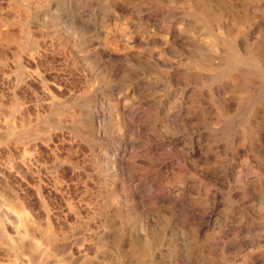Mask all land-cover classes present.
<instances>
[{
    "label": "rangeland",
    "instance_id": "1",
    "mask_svg": "<svg viewBox=\"0 0 264 264\" xmlns=\"http://www.w3.org/2000/svg\"><path fill=\"white\" fill-rule=\"evenodd\" d=\"M0 65V264H264V0H0Z\"/></svg>",
    "mask_w": 264,
    "mask_h": 264
},
{
    "label": "bare ground",
    "instance_id": "2",
    "mask_svg": "<svg viewBox=\"0 0 264 264\" xmlns=\"http://www.w3.org/2000/svg\"><path fill=\"white\" fill-rule=\"evenodd\" d=\"M256 27H257V26H256ZM255 30H256V29H255ZM252 32H253V31H252ZM65 42H66V41H65ZM2 43H3V42H2ZM6 45H7V44H6ZM6 45H5V46H6ZM3 53H4V52H3ZM4 56H5V54H4ZM0 66H1V65H0ZM6 68H7V66H6ZM2 74H4V73H2ZM19 74H20V73H19ZM19 74H18V75H19ZM0 76H1V75H0ZM42 76H43V75H42ZM234 76H235V75H234ZM4 77H5V76H4ZM33 77H34V76H33ZM1 78H2V77H1ZM239 78H240V77H239ZM234 79H235V78H234ZM17 80H18V79H17ZM23 80H25V77H24ZM27 80H28V79H27ZM31 80H32V79H31ZM42 80H43V78H42ZM42 80H41V81H42ZM239 80H240V79H239ZM241 80H242V79H241ZM15 81H16V80H15ZM20 81H21V80H20ZM35 81H37V80H35ZM35 81H33V82H35ZM233 81H234V80H233ZM235 81H236V80H235ZM10 82H11V81H10ZM13 82H14V80H13ZM13 82H12V84H13ZM22 82H23V81H22ZM33 82H32V83H33ZM39 82H40V81H39ZM47 82H48V81H47ZM240 82H241V81H240ZM8 83H9V82H8ZM20 83H21V82H20ZM27 83H28V82H27ZM42 83H43V82H42ZM0 84H1V83H0ZM6 84H7V82H6ZM36 84H37V83H36ZM45 84H46V83H45ZM233 84H234V82H233ZM239 84H240V83H239ZM18 85H19V84H18ZM30 85H31V84H30ZM37 85H38V84H37ZM1 86H2V85H1ZM1 86H0V89H2ZM13 86H15V85L13 84ZM22 86H24V85H22ZM22 86H21V87H22ZM239 86H240V85H239ZM4 87H7V86H4ZM9 87H10V86H9ZM24 87H25V86H24ZM27 87H28V86H27ZM29 87H30V86H29ZM235 87H236V86H235ZM241 87H242V86H241ZM244 87H245V86H244ZM11 88H12V87H11ZM47 88H48V87H47ZM3 89H4V88H3ZM241 89H242V88H241ZM5 90H6V89H5ZM23 90H24V89H23ZM23 90H22V91H23ZM29 90H30V89H29ZM37 90H38V89H37ZM40 90H41V88H40ZM31 91H32V90H31ZM4 92H5V91H4ZM6 92H7V91H6ZM11 92H12V91H11ZM17 92H18V91H17ZM2 93H3V92H2ZM19 93H20V92H19ZM37 93H38V92H37ZM37 93H35V94L37 95ZM40 93H41V92H40ZM4 94H5V93H4ZM7 94H8V93H7ZM7 94H6V95H7ZM21 94H22V93H21ZM29 94H31V93H29ZM45 94H46V93H45ZM6 95H5V96H6ZM50 95H51V94H50ZM23 96H24V95H23ZM34 96H35V95H34ZM42 96H43V95H42ZM7 97H8V96H7ZM10 97H11V96H10ZM16 97H17V96H16ZM28 97H29V96H28ZM37 97L39 98V96H37ZM3 98H4V97H3ZM13 98H14V97H13ZM18 98H19V97H18ZM30 98H31V97H30ZM40 98H41V97H40ZM1 99H2V97H1ZM4 99H5V98H4ZM8 99H9V98H8ZM10 99H11V98H10ZM32 99H33V98H32ZM2 100H3V99H2ZM24 100H25V99H24ZM24 100H23V101H24ZM42 100H43V99H42ZM49 100H50V99H49ZM7 101H8V100H7ZM30 101H31V99H30ZM34 101H35V99H34ZM36 101H38V99H36ZM1 102H2V101H1ZM14 102H15V100L13 101V103H14ZM27 102L29 103V100H28ZM27 102H26V103H27ZM3 103H4V102H3ZM31 103H32V102H31ZM34 103H36V102H34ZM40 103L42 104V101H40ZM40 103H39V105H40ZM7 104H8V103L3 104V105H7ZM24 104H25V103H24ZM28 105H29V104H28ZM47 105H48V104H47ZM14 106H15V105H14ZM14 106H13V107H14ZM22 106H23V105H22ZM32 106H33V105H32ZM45 106H46V105H45ZM2 107H3V106H2ZM38 107H39V106H38ZM40 107H41V105H40ZM46 107H48V106H46ZM49 107H50V106H49ZM53 107H54V106H53ZM8 108H9V107H7V111H6V112H8ZM14 108H15V107H14ZM20 108H21V107H20ZM31 108H32V107H31ZM41 108H42V107H41ZM9 109H10V108H9ZM24 109H25V108H24ZM26 109H27V108H26ZM26 109H25V110H26ZM1 110H2V109H1ZM1 110H0V111H1ZM10 110H11V109H10ZM10 110H9V112H10ZM31 110H32V109H31ZM34 110H35V109H34ZM34 110H33V111H34ZM38 110H39V109H38ZM41 110H42V109H41ZM11 111H12V110H11ZM17 111H18V110H17ZM42 111H43V110H42ZM3 112H4V111H3ZM6 112H4V113H6ZM21 112H22V111H21ZM24 112H26V111H24ZM18 113H19V112H18ZM31 113H32V112H31ZM6 114H7V113H6ZM10 114H11V113H10ZM23 114H24V113H23ZM17 115H18V114H17ZM23 116H25V114H24ZM29 116H30V115H29ZM39 116H40V115H39ZM3 117H4V116H3ZM35 117H37V116H35ZM1 118H2V117H1ZM1 118H0V135H1L0 138H2V136H4V134L6 133V132H5V129H7V123H8L7 121H6V122L3 121ZM4 118H5V117H4ZM7 118H8V116H7ZM17 118H18V117H17ZM24 118H26V116H25ZM58 118H59V117H58ZM19 119H21V118H19ZM19 119H18V120H19ZM22 119H23V117H22ZM53 119H55V118H53ZM7 120H8V119H7ZM29 120H30V118H29ZM32 120H33V119H32ZM36 120H37V118H36ZM36 120H35V121H36ZM51 120H52V119H51ZM57 120H58V119H57ZM60 120H61V118H60ZM87 120H88V119H87ZM9 121H10V120H9ZM11 121H12V120H11ZM16 121H17V120H16ZM19 121H21V120H19ZM72 121H73V120H72ZM72 121H71V123H72ZM12 122H13V121H12ZM25 122H26V121H25ZM89 122H90V121H89ZM89 122H88V121H86V122H85V121H80V120L78 119V121L76 122V124H75L73 127L76 129V131L78 130L79 132H87V133H88V132L91 131V129L93 128V127L91 128V124H89ZM26 123H27V122H26ZM28 123H29V122H28ZM53 123H55V122H53ZM63 123H64V122H63ZM65 123H66V122H65ZM65 123H64V125H65ZM18 124H19V123H17V126H18ZM58 124H59V123H58ZM8 125H9V124H8ZM24 125H25V124H24ZM28 125H29V124H28ZM60 125H63V124L61 123ZM92 125H93V124H92ZM12 126H13V124H12ZM19 126H22V125H19ZM31 126H32V125H31ZM34 127H35V126H34ZM40 127H41V126H40ZM13 128H14V126H13ZM19 128H20V127H19ZM54 128H55V126H54ZM64 128H65V127H64ZM66 128H67V127H66ZM14 129H15V128H14ZM16 129L18 130V128H16ZM21 129H22V128H21ZM44 129H45V128H44ZM55 129H56V128H55ZM68 129H69V128H68ZM75 129H74V130H75ZM97 129H98V128H97ZM99 129H100V128H99ZM27 130H28V129H27ZM30 130H31V129H30ZM47 130H48V129H47ZM71 130H73V129H71ZM11 131H12V130H11ZM18 131H19V130H18ZM41 131H42V130H41ZM43 131H44V130H43ZM43 131H42V132H43ZM48 131H49V130H48ZM19 132H20V131H19ZM19 132H18V134H19ZM39 132H40V131H39ZM45 132H47V131H45ZM45 132H44V133H45ZM55 132H56V131H55ZM61 132H62V131H61ZM11 133H13V132H11ZM24 133H25V132H24ZM37 133H38V132H37ZM75 133H76V132H75ZM87 133H86V134H87ZM6 134H7V133H6ZM77 134H78V133H77ZM82 134H83V133H82ZM15 135H16V134H15ZM28 135H30V134L28 133ZM41 135H42V134H41ZM41 135H40V136H41ZM56 135H57V134H56ZM56 135H55V137H56ZM58 135H59V134H58ZM78 135H79V134H78ZM23 136H24V135H23ZM23 136H21V137H23ZM52 136H53V135H52ZM6 137H7V136H6ZM24 138H25V137H24ZM56 138H57V137H56ZM12 139H13V138H12ZM12 139H11V140H12ZM15 139H16V138H15ZM34 139H35V138H34ZM38 139H39V138H38ZM45 139H46V138H45ZM53 139H54V137H53ZM62 139H63V137H62ZM62 139H61V140H62ZM4 140H5V138H4ZM7 140H8V139H7ZM24 140H25V139H24ZM41 140H42V139H41ZM21 141H22V140H21ZM33 141H34V140H33ZM48 141H50V140L48 139ZM66 141H68V140H66ZM6 142H7V141H6ZM17 142H18V140H17ZM28 142H29V141H28ZM30 142H31V141H30ZM53 142H55V141H53ZM57 142H58V141H57ZM38 143H39V142H38ZM19 144H20V143H19ZM22 144H23V143H22ZM24 144H25V142H24ZM35 144H36V143H35ZM59 144H60V143H59ZM40 145H41V144H40ZM202 145H203V144H202ZM199 146H200V145H199ZM17 147H18V146H17ZM29 147H30V146H29ZM34 147L36 148V145H34ZM38 147H39V146H38ZM49 147H50V146H49ZM58 147H59V146H58ZM203 147H204V146H203ZM19 148H20V147H19ZM52 148H53V147H52ZM21 149H22V148H21ZM28 149H29V148H28ZM36 149H37V148H36ZM39 149H40V148H39ZM14 150H15V149H14ZM16 150H17V149H16ZM16 150H15V151H16ZM34 150H35V149H34ZM31 151H32V149H31ZM198 151H199V150H198ZM9 152H10V151H9ZM13 152H14V151H13ZM17 152H18V151H17ZM27 152H28V151H27ZM33 152H34V151H33ZM55 152H56V151H55ZM1 153H3V151H2ZM107 153H108V152H107ZM11 154H12V153H11ZM11 154H10V156H11ZM36 154H37V153H36ZM51 154H52V152H51ZM109 154H110V153H109ZM109 154H108V155H109ZM117 154H118V153H117ZM198 154H199V153H198ZM1 155H2V154H1ZM14 155H15V154H14ZM16 155H17V154H16ZM20 155H22V154H20ZM128 155H129V153H128ZM195 155H196V154H195ZM117 156H118V155H117ZM132 156H133V155H132ZM198 156H199V155H198ZM198 156H197V157H198ZM201 156H202V155H201ZM11 157H12V156H11ZM15 157H16V156H15ZM18 157H19V156H18ZM199 157H200V156H199ZM12 158H13V157H12ZM40 158H41V157H40ZM98 158H99V157H98ZM115 158H116V157H115ZM2 159H3V158H2ZM2 159H1V160H2ZM21 159H22V158H21ZM49 159H50V158H49ZM123 159H124V158H123ZM11 160H12V159H11ZM26 160H28V159H26V158L24 159V158H23V159H22V163H23V164L26 163L25 165H28L27 162H29V161H26ZM37 160H38V159H37ZM34 161H35V160H34ZM40 161H41V159H40ZM40 161H39V162H40ZM20 162H21V161H20ZM101 162H102V161H101ZM13 163H14V162H13ZM29 163H30V162H29ZM32 163H33V162H32ZM99 163H100V162H99ZM131 163H132V162H131ZM37 164H38V162H37ZM97 164H98V163H97ZM102 164H104V163H102ZM106 164H107V163H106ZM9 165H10V164H9ZM19 165H20V164L14 163V165H13V170H14L15 172H18V170H19ZM98 165H99V164H98ZM31 166H32V165H31ZM35 166H36V163H35ZM89 166H90V165H89ZM100 166H101V165H100ZM113 166H115V165H113ZM125 166H126V165H125ZM9 167H10V166H9ZM29 167H30V166H29ZM37 167H38V166H37ZM40 167H41V166H40ZM107 167H108V166H107ZM111 167H112V166H111ZM119 167H120V166H119ZM6 168H7V166H6ZM21 168H22V167H21ZM45 168H46V167H45ZM109 168H110V167H109ZM116 168H117V167H116ZM31 169H32V168H31ZM31 169H29V171H30ZM99 169H100V167H99ZM102 169H103V168H102ZM119 169H120V168H119ZM41 170H42V169H41ZM44 170H45V169H43V172H44ZM6 171H7V170H6ZM23 171H24V170H23ZM96 171H97V170H96ZM102 171H104V169H103ZM3 172H4V171H3ZM7 172H8V171H7ZM30 172H31V171H30ZM34 172H35V171H34ZM43 172H42V173H43ZM119 172H120V171H119ZM126 172H127V171H126ZM4 173H6V172H4ZM28 173H29V172H28ZM40 173H41V171H40ZM107 173H108V175H109V172H107ZM116 173H117V172H116ZM180 173H181V172H180ZM2 174H3V173H2ZM6 174H7V173H6ZM6 174H5V176H6ZM12 174H13V173H12ZM20 174H21V173H20ZM20 174H19V175H20ZM104 174H105V173H104ZM104 174H103V175H104ZM13 175H14V174H13ZM110 175H111V174H110ZM110 175H109V176H110ZM115 175H116V174H115ZM115 175H114V176H115ZM124 175H125V174H124ZM3 176H4V175H3ZM14 176H15V175H14ZM29 176H30V175H29ZM31 176H32V175H31ZM109 176H107V177H109ZM127 176H128V175H127ZM0 177H1V176H0ZM21 177H22V176H21ZM107 177L105 176V178H107ZM112 177H113V176H112ZM6 178H7V177H6ZM33 178H34V176H33ZM33 178H32V179H33ZM118 178H119V177H118ZM2 179H4V178H2ZM16 179H17V178H16ZM22 179H23V177H22ZM29 179H30V178H29ZM34 179H35V178H34ZM102 179H104V178H102ZM109 179H110V178H109ZM119 179H120V178H119ZM121 179H122V178H121ZM11 180H12V178H11ZM36 180H37V179H36ZM45 180H46V179H45ZM112 180H113V179H112ZM1 181H2V180H1ZM27 181H28V180H27ZM29 181H32V180H29ZM47 181H48V180H47ZM115 181H116V180H115ZM119 181H120V180H119ZM12 182H13V181H12ZM14 182H15L14 184H16V180H15V179H14ZM22 182H23V181H22ZM34 182H36V181H34ZM45 182H46V181H45ZM50 182H51V181H50ZM55 182H56V180H55ZM104 182H105V181H104ZM111 182H112V181H111ZM124 182H125V181H124ZM30 183H33V182H30ZM36 183H37V182H36ZM106 183H107V182H105V184H106ZM49 184H50V183H49ZM112 184H113V183H112ZM46 185H48V184H46ZM110 185H111V184H110ZM28 186H29V185H28ZM39 186H40V185H39ZM42 186H43V185H42ZM42 186H41V188H42ZM114 186H115V185H114ZM33 187H34V186H33ZM36 187H37V185H36ZM47 187H48V186H47ZM60 187H61V186H60ZM1 188H2V186H1ZM9 188H10V187H9ZM14 188H15V187H14ZM24 188H26V186H25ZM55 188H56V187H55ZM58 188H59V187H58ZM31 189H33V188H31ZM11 190H12L13 195H14L12 198H14L15 201H19V200H20V197H19L18 191H17V190H13V189H11ZM19 190L21 191V189H19ZM52 190H53V189H52ZM55 190H56V189H55ZM58 190H59V189H58ZM20 191H19V192H20ZM41 191H42V190H41ZM41 191H40V192H41ZM50 191H51V190H50ZM53 191H54V190H53ZM26 192H27V190H26ZM34 193L37 194L36 192H34ZM51 193H52V192H51ZM46 194H47V193H46ZM33 195H34V194H33ZM4 196H5V195H4ZM28 196H29V195H28ZM30 196H31V195H30ZM34 196H35V195H34ZM34 196H32V197H34ZM36 196H37V195H36ZM47 196H48V195H47ZM50 196H51V195H50ZM29 198H30V197H29ZM37 198H38V196H37ZM83 198H84V197H83ZM45 199H46V198H45ZM48 199H49V198H48ZM80 199H81V198H80ZM5 200H6V199H5ZM51 200H52V199H51ZM1 201H2V200H1ZM20 201H21V200H20ZM47 201H48V200H47ZM67 201H68V200H67ZM80 201H81V200H80ZM8 202H10V201H8ZM24 202H25V201H24ZM25 203H26V202H25ZM28 203H29V202H28ZM28 203H27V204H28ZM42 203H43V202H42ZM48 203H49V202H48ZM52 203H53V202H52ZM52 203H50V204H52ZM61 203H62V202H61ZM63 203H64V202H63ZM66 203H67V202H66ZM92 203H93V202H92ZM2 204H3V206H5L4 203H2ZM2 204H1V205H2ZM13 204H14V203H13ZM29 204H30V203H29ZM90 204H91V203H90ZM7 205H8V204H7ZM40 205H41V204H40ZM45 205H46V204H45ZM58 205H59V203H58ZM74 205H75V204H74ZM82 205H84V204H82ZM86 205H87V204H86ZM12 206H13V205H12ZM43 206H44V205H43ZM46 206H47V205H46ZM59 206H60V205H59ZM75 206H76V205H75ZM87 206H88V205H87ZM64 207H65V206H64ZM76 207H77V206H76ZM11 208H12V207H11ZM16 208L18 209L19 207L17 206ZM54 208H56V207H54ZM78 208H79V207H78ZM112 208H113V207H112ZM112 208H111V209H112ZM114 208H115V207H114ZM17 209H16V210H17ZM20 209H21V208H20ZM20 209H18V210H20ZM44 209H46V208H44ZM50 209H51V208H50ZM96 209H98V208H96ZM101 209H102V208H101ZM66 210H67V208H66ZM66 210H65V211H66ZM72 210H73V209H72ZM78 210H79V209H78ZM85 210H86V209H85ZM8 211H9V209H8ZM46 211H47V210H46ZM52 211H53V210H52ZM63 211H64V210H63ZM63 211H62V212H63ZM31 212H32V211H31ZM44 212H45V211H44ZM44 212H43V213H44ZM50 212H51V211H50ZM66 212H67V211H66ZM66 212H65V213H66ZM18 213H19V212H18ZM25 213H26V211H25ZM28 213H29V212H28ZM37 213H38V212H37ZM40 213H41V212H40ZM59 213H60V212H59ZM72 213H73V212H72ZM80 213H81V212H80ZM95 213H96V212H95ZM0 214L2 215V213H0ZM54 214H55V213H54ZM57 214H58V213H57ZM82 214H83V213H82ZM4 215H5V214H4ZM8 215H9V214H8ZM20 215H21V213H20ZM39 215H40V214H39ZM44 215H46V214H44ZM55 215H56V214H55ZM59 215H60V214H59ZM67 215H69V213H68ZM75 215H76V214H75ZM100 215H101V213L99 214V216H100ZM107 215H108V214H107ZM2 216H3V215H2ZM12 216H13V215H12ZM42 216H43V215H42ZM52 216H53V215H52ZM109 216H110V215H109ZM4 217H5V216H4ZM14 217H15V216H14ZM39 217H40V220H41V216H39ZM55 217H56V216H55ZM57 217H58V216H57ZM69 217H70V216H69ZM72 217H73V216H72ZM78 217H79V216H78ZM96 217H97V216H96ZM105 217H107V216H105ZM7 218H8V217H7ZM37 218H38V217H37ZM37 218H36V220H37ZM50 218H51V217H50ZM61 218H62V217H61ZM64 218H65V216H64ZM84 218H85V217H84ZM86 218H87V217H86ZM25 219H26V218H25ZM43 219H44V217H43ZM45 219H46V217H45ZM52 219H54V218H52ZM68 219H69V218H68ZM97 219H98V218H97ZM106 219H109V218H106ZM27 220H28V218H27ZM29 220H30V219H29ZM29 220H28V221H29ZM54 220H55V219H54ZM60 220H61V219H60ZM1 221H3V220H1ZM24 221H25V220H24ZM38 221H39V220H38ZM41 221H43V220H41ZM88 221H90V220H88ZM88 221H87V222H88ZM110 221H111V220H110ZM9 222H10V221H9ZM11 222H12V221H11ZM13 222H14L15 224L17 223V225H15V226L18 227V224L20 223V221H19V219H18V216L13 220ZM13 222H12V224H13ZM32 222H33V221H32ZM44 222H45V221H44ZM47 222H48V221H47ZM53 222H54V221H53ZM61 222H62V221H61ZM67 222H68V221H67ZM34 223H35V222H34ZM38 223H39V222H36V224H38ZM74 223H75V222H74ZM84 223H85V222H84ZM106 223H108V222H106ZM3 224H4V223H3ZM56 224H57V223H56ZM58 224H59V223H58ZM58 224H57V225H58ZM60 224H61V223H60ZM60 224H59V225H60ZM75 224H76V223H75ZM59 225H58V226H59ZM1 226H2V225H1ZM1 226H0V227H1ZM28 226H29V222H28ZM30 226H31V225H30ZM42 226H43V225H42ZM4 227H5V226H4ZM11 227H12V226H11ZM31 227H33V226H31ZM31 227H30V228H31ZM70 227H71V226H70ZM37 228H38V227H37ZM64 228H65V226H64ZM18 229H19V228H18ZM31 229H32V228H31ZM41 229L46 230V228H45V229H44V228H41ZM55 230H56V228H55ZM1 231H2V230H1ZM1 231H0V232H1ZM20 231H22V233H24V234H25V233H29L30 236L33 235V231H32V230L30 231L29 227L26 228V229L22 228V230L20 229ZM20 231H19V232H20ZM68 231H70V230H68ZM73 231H74V230H73ZM11 232H12V231H11ZM13 232H14V231H13ZM40 232H41V231H40ZM53 232H55V231H53ZM92 232H93V231H92ZM46 233H47V232H46ZM19 234H20V233H19ZM43 234H44V233H43ZM55 234H56V233H55ZM90 234H91V236H92V233H90ZM34 235H35V234H34ZM61 235H62V234H61ZM70 235H71V234H70ZM80 235H81V234H80ZM96 235H98V234H96ZM4 236H5V234H4ZM23 236H24V235H23ZM23 236H22V237H23ZM35 236H36V235H35ZM44 236H46V235H44ZM44 236H43L42 238H44ZM58 236H59V235H58ZM67 236H68V235H67ZM0 237H2V236H0ZM59 237H60V236H59ZM84 237H85V236H84ZM30 238H31V237H30ZM35 239H36V237H35ZM39 239H40V238H39ZM44 239H45V238H44ZM60 239H61V238H60ZM66 239H67V237H66ZM26 240H27V239H26ZM26 240H25V241H26ZM42 240H43V239H42ZM53 240H54V239H53ZM70 240H71V239H70ZM141 240H143V238H142ZM141 240H140V241H141ZM19 241H20V240H19ZM39 241H40V240H39ZM45 241H46V240H45ZM49 241H50V240H49ZM54 241H55V240H54ZM58 241H59V240H58ZM84 241H85V240H84ZM107 241H108V239H107ZM151 241H152V240H151ZM158 241H159V240H158ZM27 242H28V241H27ZM76 242H77V241H76ZM144 242H145V241H144ZM149 242H150V241H149ZM15 243H16V242H15ZM30 243H31V242H30ZM42 243H43V242H42ZM49 243H50V242H49ZM49 243H48V244H49ZM127 243H128V242H127ZM139 243H140V242H139ZM16 244H17V243H16ZM82 244H83V243H82ZM82 244H81V245H82ZM141 244H142V243H141ZM45 245H46V244H45ZM49 245H50V244H49ZM52 245H53V244H52ZM61 245H62V244H61ZM63 245H64V243H63ZM68 245H69V244H68ZM75 245H76V244H75ZM89 245H90V244H89ZM89 245H88V246H89ZM109 245H110V244H109ZM30 246H32V244H30ZM53 246H54V245H53ZM77 246H78V245H77ZM125 246H126V245H125ZM125 246H124V247H125ZM129 246H130V245H129ZM129 246H128V247H129ZM26 247H27V245H26ZM32 247H34V246H32ZM48 247H49V246H48ZM64 247H65V246H64ZM68 247H69V246H68ZM81 247H82V246H81ZM91 247H92V246H91ZM130 247H131V246H130ZM2 248H3V247H2ZM24 248H25L24 246H21V249H22V250H23ZM28 248H29V247H28ZM28 248H27V250H28ZM39 248H40V247H39ZM49 248H50V247H49ZM51 248H52V247H51ZM69 248H70V247H69ZM116 248H117V246H116ZM151 248H152V247H151ZM160 248H161V247H160ZM3 249H4V248H3ZM3 249H2V250H3ZM33 249H36V248H33ZM41 249L43 250V248H41ZM52 249H53V248H52ZM77 249H78V248H77ZM91 249H92V248H91ZM91 249H90V252L92 251ZM169 249H170V248H169ZM56 250H57V249H56ZM66 250H67V249H66ZM86 250H87V249H86ZM44 251H45V250H44ZM77 251H78V250H77ZM82 251H83V250H82ZM100 251H101V250H100ZM3 252H4V251H3ZM24 252H26V251H24ZM24 252H23V253H24ZM48 252H49V251H48ZM62 252H63V251H62ZM65 252H66V251H65ZM79 252H80V250H79ZM88 252H89V251H88ZM93 252H94V251H93ZM93 252H92V254H93ZM38 253H39V252H38ZM45 253H46V251H45ZM45 253L43 252V254H45ZM80 253H81V252H80ZM0 254H1V253H0ZM24 254H25V253H24ZM28 254H30V252H29ZM95 254H97V253H95ZM57 255H58V254H57ZM60 255H61V254H60ZM63 255H64V254H63ZM3 256H4V254H3ZM33 256H34V255H33ZM71 256H72V255H71ZM82 256H83V255H82ZM41 257H42V255H41ZM41 257H40V258H41ZM51 257H52V256H51ZM51 257H50V258H51ZM59 257H60V256H59ZM69 257H70V256H69ZM84 257H85V256H84ZM43 258H44V256H43ZM85 258H86V257H85ZM99 258H100V257H99ZM44 259H46V258H44ZM44 259H43V261H44ZM54 259H55V258H54ZM95 259H97V258H95ZM6 260H8V259H6ZM39 260H41V259H39ZM59 260H60V259H59ZM59 260H58V261H59ZM61 260H62V258H61ZM69 260H70V258H69ZM79 260H80V259H79ZM79 260H78V261H79ZM3 261H4V260H3ZM41 261H42V260H41ZM81 261H82V260H81ZM119 261H120V260H119ZM39 262H40V261H39ZM44 262H46V261H44ZM66 262H67V261H66ZM66 262H65V263H66ZM99 262H100V261H99ZM105 262H106V261H105ZM108 262H109V261H108ZM62 263H64V262H62ZM65 263H64V264H65ZM68 263H69V262H67V264H68ZM75 263H76V262H75ZM101 263H102V261H101ZM133 263H134V262H133ZM150 263H151V261H150ZM40 264H41V262H40ZM59 264H60V262H59ZM73 264H74V263H73ZM77 264H80V263H77ZM144 264H145V263H144Z\"/></svg>",
    "mask_w": 264,
    "mask_h": 264
}]
</instances>
